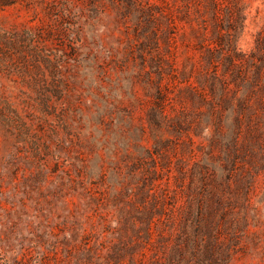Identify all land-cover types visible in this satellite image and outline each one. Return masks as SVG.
<instances>
[{"label": "rangeland", "instance_id": "obj_1", "mask_svg": "<svg viewBox=\"0 0 264 264\" xmlns=\"http://www.w3.org/2000/svg\"><path fill=\"white\" fill-rule=\"evenodd\" d=\"M0 264H264V0H0Z\"/></svg>", "mask_w": 264, "mask_h": 264}]
</instances>
